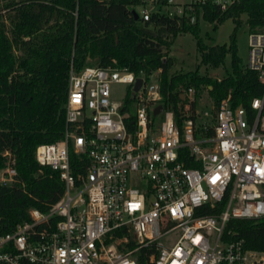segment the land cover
<instances>
[{
  "label": "built area",
  "instance_id": "obj_1",
  "mask_svg": "<svg viewBox=\"0 0 264 264\" xmlns=\"http://www.w3.org/2000/svg\"><path fill=\"white\" fill-rule=\"evenodd\" d=\"M238 1L140 0L134 10L142 22L194 23L207 21V9L225 12ZM244 67L264 84V31H250ZM161 72L71 68L64 136L35 153L59 172L64 192L10 231L1 232L0 219V264H139L143 250L148 264H264V250L227 230L232 219L264 217V96L248 110L229 95L201 117L191 86L181 94L180 121L163 102ZM139 77L129 128L125 98L117 100L112 86L129 90ZM13 163L0 170V184L16 181Z\"/></svg>",
  "mask_w": 264,
  "mask_h": 264
},
{
  "label": "trees",
  "instance_id": "obj_2",
  "mask_svg": "<svg viewBox=\"0 0 264 264\" xmlns=\"http://www.w3.org/2000/svg\"><path fill=\"white\" fill-rule=\"evenodd\" d=\"M139 2L0 0V170L13 162L17 169L12 185L0 184L1 232L29 220L32 208L47 210L64 192L59 172L38 163L35 153L39 144L64 136L72 67L81 71L87 66H115L136 76L161 68L163 102L175 109L180 121L186 104L181 94L191 86L196 92L208 89L216 107L230 95L234 107L250 110L252 100L264 96L258 73L241 65L236 46L237 29L244 22L250 31H264V0H239L225 12L207 9L205 19L214 28L228 17L235 25L229 43L214 45L201 38L199 21L166 16L137 20L132 10ZM187 33L197 39L196 68L171 73L176 61L171 48L177 36ZM228 55L232 71L211 75L226 65ZM123 111L130 113V128L135 116L132 87ZM231 228L246 247L264 250V217L232 219L227 230ZM149 254L143 250L139 264H148Z\"/></svg>",
  "mask_w": 264,
  "mask_h": 264
},
{
  "label": "rangeland",
  "instance_id": "obj_3",
  "mask_svg": "<svg viewBox=\"0 0 264 264\" xmlns=\"http://www.w3.org/2000/svg\"><path fill=\"white\" fill-rule=\"evenodd\" d=\"M243 19H246V15H243ZM214 23L201 20L200 21V36L208 45H214L216 43H229L231 34L235 29L233 19L231 17L226 18L223 22L219 23L217 28H214ZM249 33L250 28L246 22H244L236 33V46L237 54L241 59V65L248 63L249 57ZM197 39L191 33L182 34L177 36L175 43L171 48V55L176 59L175 64L170 69L173 73L177 70L189 71L194 70L197 64ZM201 70L205 72L204 67ZM232 71L231 56L228 55L226 59V65L218 70L210 71V74L216 77H221L223 74ZM128 91V85L117 83L112 86V95L117 100H124ZM197 103V109L200 112V116L203 117L206 111H212L213 100L210 97L208 89L204 88L194 95ZM191 106V105H190ZM160 118V117H159ZM158 118V120H159Z\"/></svg>",
  "mask_w": 264,
  "mask_h": 264
},
{
  "label": "water",
  "instance_id": "obj_4",
  "mask_svg": "<svg viewBox=\"0 0 264 264\" xmlns=\"http://www.w3.org/2000/svg\"><path fill=\"white\" fill-rule=\"evenodd\" d=\"M132 13L134 15V17L138 20L139 19V15L137 13L136 10H132ZM142 82H143V79L141 77L137 78L135 84H134V87H133V95L136 94V92L140 89L141 85H142ZM163 109V106L162 105H158L155 110H154V114L157 115L159 114Z\"/></svg>",
  "mask_w": 264,
  "mask_h": 264
}]
</instances>
